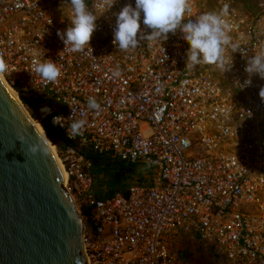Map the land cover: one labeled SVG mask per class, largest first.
Listing matches in <instances>:
<instances>
[{"label":"built area","instance_id":"2783aa9c","mask_svg":"<svg viewBox=\"0 0 264 264\" xmlns=\"http://www.w3.org/2000/svg\"><path fill=\"white\" fill-rule=\"evenodd\" d=\"M209 1L190 0L182 23L229 6V35L242 51L226 48L224 70L186 69L190 45L179 29L166 41L118 50L114 13L135 0H112L111 9L86 0L98 20L81 52L63 51L57 36L71 26L70 0H0V57L11 85L52 98L62 107L53 116L84 119L82 137H68L70 121L58 126L71 141L157 170L152 185L102 197L78 145L56 152L83 217L88 264H180L173 247L180 232L230 264H264V79L253 75L244 86L248 59L264 51V0L254 10L239 0ZM45 59L61 68L56 83L30 73ZM89 96L99 111L87 109Z\"/></svg>","mask_w":264,"mask_h":264},{"label":"water","instance_id":"95a60500","mask_svg":"<svg viewBox=\"0 0 264 264\" xmlns=\"http://www.w3.org/2000/svg\"><path fill=\"white\" fill-rule=\"evenodd\" d=\"M13 88L25 102L36 97ZM45 108L34 105L33 118L0 80V264H88L83 217L57 153L34 123L46 133ZM37 142L45 154L29 152Z\"/></svg>","mask_w":264,"mask_h":264},{"label":"clouds","instance_id":"9594fccd","mask_svg":"<svg viewBox=\"0 0 264 264\" xmlns=\"http://www.w3.org/2000/svg\"><path fill=\"white\" fill-rule=\"evenodd\" d=\"M108 8H112L116 3L112 0H103ZM71 6V26L66 30H58L57 36L65 45L63 51L81 52L85 46H90L94 32L97 30V16L89 10L86 0H70ZM229 6L225 4L219 13L204 12L195 19H188L187 23H182L186 18V13L190 11V0H135V7L132 4L125 5L116 16L113 29V45L120 51L135 49L141 40L151 43L154 40L166 41L169 34L175 35L177 30L182 34L190 48L186 56V69H195L201 65H215L222 70L225 69V50L231 47L233 54L242 51L237 43L232 42L229 35L231 26L225 17L228 15ZM141 17H143L144 29H150V33L142 29ZM62 51V52H63ZM242 54L246 55V53ZM231 68V67H230ZM8 70L5 60L0 57V75ZM245 72L249 79L244 82V86L251 85V77L259 75L264 79V51L255 53L254 57L248 59ZM228 71V70H226ZM30 73L39 77L47 83H56L61 77V68L51 59L44 61H33ZM261 102H264V87L259 90ZM87 109L89 111H99L101 104L94 96L87 98ZM44 113H49L50 109H42ZM64 121H70L66 133L70 139L78 136L82 137L86 126L84 119L75 118L73 112L68 117L56 115L52 117L54 126H64ZM20 141L25 142V137L20 136ZM29 152L33 155L44 153L45 148L37 142L29 145Z\"/></svg>","mask_w":264,"mask_h":264},{"label":"rangeland","instance_id":"374dc122","mask_svg":"<svg viewBox=\"0 0 264 264\" xmlns=\"http://www.w3.org/2000/svg\"><path fill=\"white\" fill-rule=\"evenodd\" d=\"M254 1L255 0H239L240 3L244 2L249 4L250 10L255 9L253 5ZM21 101L32 115L30 107L22 99ZM56 109H59V106L56 105ZM44 134L49 139L52 147L55 146L54 150L56 149L57 153H60V151L64 149L63 145L55 143L47 133L44 132ZM94 160L95 177L97 176L95 182L97 192H100L99 195L108 196L117 191L124 192L135 184L143 186L152 185L155 180V173L157 170L152 165L142 166L136 164L134 168L131 169L128 166V162L122 163L118 161V159H108L104 154H102L101 157L95 154ZM105 165L109 166V168ZM99 167L101 170H97ZM101 167L104 168L102 169ZM173 247L177 252L178 262L180 264H230L217 252L215 247L205 245L199 237L194 234L180 232L179 235L174 238Z\"/></svg>","mask_w":264,"mask_h":264},{"label":"trees","instance_id":"16d2710c","mask_svg":"<svg viewBox=\"0 0 264 264\" xmlns=\"http://www.w3.org/2000/svg\"><path fill=\"white\" fill-rule=\"evenodd\" d=\"M210 2V5L212 6L213 4H214V1L212 0V1H209ZM245 7H247V8H250L249 7V4H246V3H242ZM24 101V100H23ZM39 101L41 102V103H49V104H52L53 106H54V111H53V113L48 117V118H46V119H44L43 120V124H44V128H45V131H46V133H47V135L55 142V143H57V144H60V145H63L64 147H67V146H70V145H78V143H75L74 141H71L69 138H67V136H66V134L64 133V131L62 130V129H60L58 126H54L53 125V123H52V117H53V115L54 114H56V111H57V109H56V105H55V103L53 102V100L52 99H49L48 97H46V96H44V95H41L40 97H39ZM25 102V101H24ZM29 107H30V104L29 103H27V102H25ZM58 106V105H57ZM30 109H31V111H32V115L34 116V112H33V109L30 107ZM83 151V150H82ZM84 153L86 154L87 152H85L84 151ZM87 155V154H86ZM90 157V156H89ZM100 157H101V155H100ZM108 159H110V158H108ZM118 161H120V160H118ZM120 162H124V161H120ZM119 163V162H118ZM129 164H128V166L131 168V169H133L134 168V166L137 164V163H130V162H128ZM121 164V163H120ZM130 164H132V165H130ZM107 165V164H106ZM105 165V166H106ZM143 165V164H142ZM104 166V167H105ZM119 166H122V165H119ZM118 166V167H119ZM138 166V165H137ZM103 167V168H104ZM106 167H108L109 168V166H106ZM102 168V167H101ZM102 168V169H103ZM100 169V167L97 169V170H99ZM106 169V168H105ZM101 170V169H100ZM98 173H100V172H98ZM94 177H95V175H94ZM96 179H95V181L97 180V176L95 177ZM100 193V192H99ZM101 196H103V195H101Z\"/></svg>","mask_w":264,"mask_h":264},{"label":"bare ground","instance_id":"6f19581e","mask_svg":"<svg viewBox=\"0 0 264 264\" xmlns=\"http://www.w3.org/2000/svg\"><path fill=\"white\" fill-rule=\"evenodd\" d=\"M0 80L4 83V85L6 86V88L9 90V92L18 100L21 101L20 96L18 94V92L13 88V86L11 85V83L7 80L6 76L0 75ZM34 123L36 124L37 128L40 130V132L44 135V129L42 127V125L37 121L34 120ZM46 136V135H45ZM47 138V137H46ZM47 142L50 144L52 150L56 153V149L54 150L55 146L52 147L51 143L49 142V139L47 138Z\"/></svg>","mask_w":264,"mask_h":264},{"label":"crops","instance_id":"0c3cea01","mask_svg":"<svg viewBox=\"0 0 264 264\" xmlns=\"http://www.w3.org/2000/svg\"><path fill=\"white\" fill-rule=\"evenodd\" d=\"M62 109V107L61 106H59V110H61ZM78 146L81 148V150H83V152L85 151V152H87L85 155L93 162V165H94V167H93V174L95 175V160H94V157H95V154H97V155H102V153H98V152H96V151H94L93 149H92V146H90V145H83V144H78ZM104 155H106L108 158H110V159H117V158H115V157H113V156H111V155H108V154H104ZM90 156V157H89ZM119 160V159H118ZM121 161V160H120ZM125 162V161H124ZM131 163V162H130ZM137 164H139V165H142L141 163H137ZM143 166V165H142ZM146 166V165H145ZM97 171V170H96ZM95 185H96V182H95Z\"/></svg>","mask_w":264,"mask_h":264},{"label":"flooded vegetation","instance_id":"af4514ba","mask_svg":"<svg viewBox=\"0 0 264 264\" xmlns=\"http://www.w3.org/2000/svg\"><path fill=\"white\" fill-rule=\"evenodd\" d=\"M36 94V97H34V99H33V102H27V103H29L30 104V107L32 108L34 105H38V106H42L43 104H45V103H41L40 101H39V97L42 95V93H35ZM49 99H52V98H49ZM53 100V99H52ZM53 102H54V100H53ZM55 103V102H54ZM48 104V106L50 107V112L49 113H44L45 114V118L44 119H46V118H48L52 113H53V111H54V106L52 105V104H49V103H47ZM55 105H56V103H55ZM58 110V109H57ZM99 194V193H98Z\"/></svg>","mask_w":264,"mask_h":264}]
</instances>
